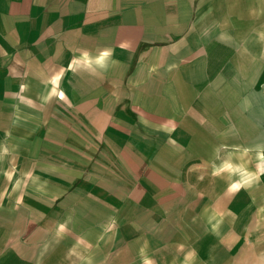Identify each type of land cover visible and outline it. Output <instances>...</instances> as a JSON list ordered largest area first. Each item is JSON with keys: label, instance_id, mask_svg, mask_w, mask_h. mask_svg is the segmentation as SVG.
I'll use <instances>...</instances> for the list:
<instances>
[{"label": "crops", "instance_id": "obj_1", "mask_svg": "<svg viewBox=\"0 0 264 264\" xmlns=\"http://www.w3.org/2000/svg\"><path fill=\"white\" fill-rule=\"evenodd\" d=\"M0 174L264 264V0H0Z\"/></svg>", "mask_w": 264, "mask_h": 264}, {"label": "rangeland", "instance_id": "obj_2", "mask_svg": "<svg viewBox=\"0 0 264 264\" xmlns=\"http://www.w3.org/2000/svg\"><path fill=\"white\" fill-rule=\"evenodd\" d=\"M29 177L11 174L9 191L1 189L7 186V176L0 174V264H184L167 255L161 246L162 231L154 230V224L149 225L148 238H140L148 229L142 225L136 231L130 207L111 211L98 200L49 198V184H67L61 176L57 181L46 176L49 180L42 188L46 196L31 198L14 183ZM252 242L255 260L259 247Z\"/></svg>", "mask_w": 264, "mask_h": 264}]
</instances>
